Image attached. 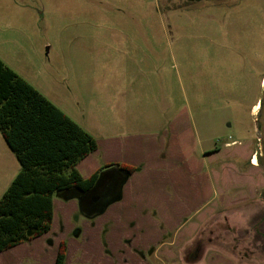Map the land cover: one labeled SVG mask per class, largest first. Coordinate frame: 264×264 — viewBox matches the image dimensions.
I'll return each mask as SVG.
<instances>
[{
	"label": "rangeland",
	"instance_id": "1",
	"mask_svg": "<svg viewBox=\"0 0 264 264\" xmlns=\"http://www.w3.org/2000/svg\"><path fill=\"white\" fill-rule=\"evenodd\" d=\"M130 36L159 41L168 96L194 136L193 153L246 139L264 164V0H0V60L46 94L65 88L67 76L81 87L78 61L66 67L65 41ZM202 160L184 182L177 220L162 221L155 206H109L112 174L102 195L97 185L67 202L55 195L50 232L1 253L0 264H55L59 252L64 264H264V174L235 170L244 186L258 183L244 198L226 188L225 171L217 179ZM19 170L0 134V197Z\"/></svg>",
	"mask_w": 264,
	"mask_h": 264
},
{
	"label": "crops",
	"instance_id": "2",
	"mask_svg": "<svg viewBox=\"0 0 264 264\" xmlns=\"http://www.w3.org/2000/svg\"><path fill=\"white\" fill-rule=\"evenodd\" d=\"M116 26L126 33L132 27L136 29L135 24ZM89 29L88 25L82 27V30ZM158 42L153 38L132 36L74 37L65 41L68 48L72 47L66 50L69 51L66 67L69 69L72 62L78 61L82 70L81 87L67 76L65 88L58 86L49 94L39 92L96 140L97 150L81 160L76 169L84 179L100 169H109L104 173L100 171L97 183L102 195L106 176L114 175L116 191L109 206L133 203L155 206L162 221H175V211L186 205V184L192 180L191 176L200 173L202 159L209 163L206 171L209 175L213 173L218 179L219 171H225L233 182L226 188L241 191L243 196L245 189L249 194L256 192L254 186L258 183L247 181L248 186H244L240 179L243 174L239 176L235 170L247 169L244 174L255 175L259 180L264 174L261 170L264 164L246 139L213 150L203 148L198 155L193 153L194 136L180 117L179 105L171 103L168 96L163 50L155 47L159 46ZM52 77L58 82L57 73L53 72ZM74 84L79 88H74ZM257 111L258 104H255L252 113L255 115ZM119 169L135 171L126 177ZM248 213L245 209L244 221L250 219Z\"/></svg>",
	"mask_w": 264,
	"mask_h": 264
},
{
	"label": "trees",
	"instance_id": "3",
	"mask_svg": "<svg viewBox=\"0 0 264 264\" xmlns=\"http://www.w3.org/2000/svg\"><path fill=\"white\" fill-rule=\"evenodd\" d=\"M0 134L20 166L0 197L1 254L48 234L54 196L67 202L92 192L102 169L86 179L79 174L76 166L97 150L96 140L1 60ZM119 170L126 177L135 171ZM64 262L59 252L55 264Z\"/></svg>",
	"mask_w": 264,
	"mask_h": 264
},
{
	"label": "flooded vegetation",
	"instance_id": "4",
	"mask_svg": "<svg viewBox=\"0 0 264 264\" xmlns=\"http://www.w3.org/2000/svg\"><path fill=\"white\" fill-rule=\"evenodd\" d=\"M253 156H254V155H253ZM251 161H252V159L250 160V158H249L247 162L250 163Z\"/></svg>",
	"mask_w": 264,
	"mask_h": 264
}]
</instances>
